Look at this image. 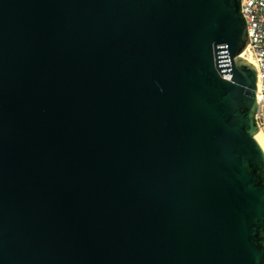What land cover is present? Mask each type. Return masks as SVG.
I'll return each instance as SVG.
<instances>
[{"label": "water", "instance_id": "obj_1", "mask_svg": "<svg viewBox=\"0 0 264 264\" xmlns=\"http://www.w3.org/2000/svg\"><path fill=\"white\" fill-rule=\"evenodd\" d=\"M242 5L0 0V264H264Z\"/></svg>", "mask_w": 264, "mask_h": 264}, {"label": "built area", "instance_id": "obj_2", "mask_svg": "<svg viewBox=\"0 0 264 264\" xmlns=\"http://www.w3.org/2000/svg\"><path fill=\"white\" fill-rule=\"evenodd\" d=\"M242 12L247 21L249 44L243 52L244 57L256 60L260 70L257 99L260 109L258 120L264 130V0H243Z\"/></svg>", "mask_w": 264, "mask_h": 264}, {"label": "bare ground", "instance_id": "obj_3", "mask_svg": "<svg viewBox=\"0 0 264 264\" xmlns=\"http://www.w3.org/2000/svg\"><path fill=\"white\" fill-rule=\"evenodd\" d=\"M243 56H244V54H243ZM247 59H251V58H247ZM256 137L260 141V143L264 149V130L260 129V131L257 133Z\"/></svg>", "mask_w": 264, "mask_h": 264}]
</instances>
